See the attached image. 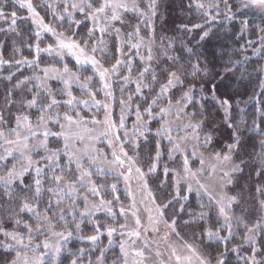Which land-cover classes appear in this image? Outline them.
<instances>
[{
    "label": "snow or ice",
    "instance_id": "1",
    "mask_svg": "<svg viewBox=\"0 0 264 264\" xmlns=\"http://www.w3.org/2000/svg\"><path fill=\"white\" fill-rule=\"evenodd\" d=\"M38 7L0 3V264H264V0Z\"/></svg>",
    "mask_w": 264,
    "mask_h": 264
},
{
    "label": "trees",
    "instance_id": "2",
    "mask_svg": "<svg viewBox=\"0 0 264 264\" xmlns=\"http://www.w3.org/2000/svg\"><path fill=\"white\" fill-rule=\"evenodd\" d=\"M1 1L3 2V0H1ZM179 3H180V0H169V7H168L167 12H166V15L169 19V24L165 26V30H167L171 26V21H172L173 17L177 18L178 21L181 18L182 14H181L180 8L178 7ZM18 13L20 15H26V12L24 10H18ZM249 19L252 20L254 23L259 22L256 19H252V18H249ZM19 23L20 22H18V24ZM24 23H27V22H24ZM22 26H23V24H21V27ZM7 27H8V22H6L4 20H0V29H6ZM169 34L175 35V33H169ZM3 36H4V33H0V38H2ZM246 38H248V37H246ZM224 43H225L224 40L217 39L216 37H213L211 40H209L204 46V50L207 52L208 58L211 59L212 52ZM242 44H244V40H239L238 44H232L231 46L232 47H239V45H242ZM27 54L28 53L25 52V55H27ZM247 55H249V57H250V60L248 62L249 65L258 66V64H264V59H262L260 56L252 55L251 49L248 50ZM251 70L252 69L249 68V71H251ZM22 72H23V74H26V75L31 74V70L27 69V68L22 69ZM225 84L228 85V84H230V82L225 81ZM230 86H231L233 91H235L238 88L239 92L244 94V95L239 96V98L241 100H246L248 96L253 94V92H256L257 94H259L262 91L260 89V87L258 86V80L256 79L255 73H253V78L251 81L245 80V81L239 82V83L231 82ZM221 90L223 91L224 89L222 88ZM240 107L246 108V112L248 114L246 119H248L249 124H251L252 114L255 112V109L258 107H261V105L258 104L256 100H253L248 105L241 104ZM231 259L232 260L235 259V254H232Z\"/></svg>",
    "mask_w": 264,
    "mask_h": 264
},
{
    "label": "rangeland",
    "instance_id": "3",
    "mask_svg": "<svg viewBox=\"0 0 264 264\" xmlns=\"http://www.w3.org/2000/svg\"><path fill=\"white\" fill-rule=\"evenodd\" d=\"M0 3H2V1L0 0ZM34 3H36L39 7H38V10H41V14L42 15H44L45 13H44V11H43V8H44V0H34ZM247 14H248V18H252V19H256V20H258L259 22L258 23H260V16H261V13H260V10L259 9H249L248 11H247ZM47 19H51V17L50 16H46V20ZM50 42V40L49 39H45L44 41H43V43L44 44H47V43H49ZM116 111H117V113H118V109H116ZM129 126L131 125V119L129 120ZM98 147H101V148H103L104 147V144L103 143H100V144H98ZM196 166H198V165H196ZM132 189H133V191L135 192V194H136V198H137V200H140L141 199V197L143 196V195H145V194H143V193H141L138 189H137V186H136V184H135V181H133L132 182ZM119 191H120V193H121V198H122V200H123V202L127 205L128 204V200H126V199H124V196H123V193L125 192V185H124V183L121 181V183L119 184ZM141 211L143 212V206H141ZM146 215H147V213H144V216L146 217ZM121 222H123V221H121ZM86 233L89 231V229H87L86 228ZM162 232H163V229L161 230ZM151 235V234H150ZM173 241H175V238H173ZM106 242V241H105ZM161 250L162 251H164V249H163V247L161 248ZM167 255H168V253L165 251L164 252V259L166 260L167 259Z\"/></svg>",
    "mask_w": 264,
    "mask_h": 264
}]
</instances>
